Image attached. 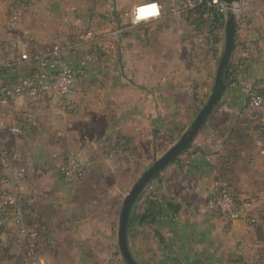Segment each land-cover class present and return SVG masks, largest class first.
Instances as JSON below:
<instances>
[{"label": "rangeland", "instance_id": "rangeland-1", "mask_svg": "<svg viewBox=\"0 0 264 264\" xmlns=\"http://www.w3.org/2000/svg\"><path fill=\"white\" fill-rule=\"evenodd\" d=\"M141 1L0 0V67L12 65L4 76L14 79L31 70L30 65L15 66L22 50L58 45L63 60L75 70L76 95L72 100L39 102L32 115L35 132L28 137L32 145L21 161L20 135L7 130L3 136L11 158L9 167H22L25 175L20 178L10 171L8 177L7 190L17 198L22 222L20 231L16 227L2 230L0 264H29L23 255L29 243L43 264H126L117 245L122 200L206 102L224 37L225 15L214 31V41L205 22L198 28L195 19L171 14L168 0H159L164 5L162 18L146 26H131L128 12ZM260 1L259 19L264 17V0ZM117 24L122 28L120 34ZM244 30V25L239 27V36ZM88 32L100 36L99 45L88 39ZM116 36L117 49L112 54L109 48ZM131 81L146 86V94L137 91V98L129 94ZM128 104L141 113L142 128L120 138L114 120ZM226 108L221 95L192 143L196 142L194 147L204 143L206 151L218 158L221 180L225 174L231 176L222 181L232 185L237 198L250 202L251 222L244 223L242 230L226 228L225 223L223 229L219 226L221 231L210 246L213 256L203 252L206 258L202 260L207 264H264V155L256 144L263 132L254 120L230 115ZM0 115L11 123L25 116L17 102L0 105ZM68 155L88 159L83 178H64L59 173ZM170 170L162 171L163 178ZM161 186L166 189V182ZM142 201L143 197L135 208L143 206ZM131 233L136 236L128 245L138 263L182 262L161 248L153 227L138 225Z\"/></svg>", "mask_w": 264, "mask_h": 264}, {"label": "crops", "instance_id": "crops-1", "mask_svg": "<svg viewBox=\"0 0 264 264\" xmlns=\"http://www.w3.org/2000/svg\"><path fill=\"white\" fill-rule=\"evenodd\" d=\"M254 1L256 2L253 4L252 0H240V3L234 6L237 15V24L234 49L230 57L233 82L222 94V101L227 106L226 110L233 116H243L242 109L245 102L246 91L250 87H256L264 92V17L260 19L257 18L258 15H260L259 12L262 11V6L260 5L262 2L260 0ZM157 2L160 4L162 11V7L164 6L163 2L159 0ZM168 2L171 4L172 0H168ZM246 9H250L251 14L246 13ZM163 15L164 14H162L160 18H162ZM242 25L245 26V30L241 37L238 33L239 27ZM239 46L242 49H240L237 54ZM131 83L133 86H131L128 92L129 94L133 93L136 98L137 91H139V93L145 92L146 94V86L137 84L135 81H131ZM74 90L65 100H72L76 97ZM16 102L20 111L25 115L32 116L38 111L39 104H28L22 96L16 98L14 103ZM146 111L147 109H144L145 113ZM140 114L138 110L134 109L132 105L129 104L126 108L119 111L118 116H116L114 120V125L115 130H118L120 136L130 137L135 129L139 131L142 128L139 125L140 119L143 118L139 117L141 116ZM144 121H149L148 116H144ZM11 124L12 123L9 122L8 119H4L0 115L1 189H8L7 181L10 171L12 172L11 174L16 176V169L9 167L11 158L8 156L7 144L4 139L5 137H3L6 131L9 130ZM35 127L23 129L19 134L21 149L20 161L25 158L28 148L32 145L28 137L34 134ZM194 143L191 142L189 144L190 146H188L189 148L187 147L185 149L187 151L184 152V150L176 157L178 159L177 161L175 158L161 170L160 179L156 178L159 183L157 189L155 188L156 184L153 182H149L150 184L146 189L155 193L163 206V213L158 220V224L160 232L165 237L166 243H168V248L165 250L167 255L168 252H170L173 257H179L181 259L199 258L202 260L206 258L204 254L203 257V252L209 254V256H213L210 252V246L213 243L212 238L218 233L217 231L220 229L218 227L221 226L223 229L224 226V222L217 214L205 208V202L212 191L213 183L217 180H221L220 170L222 169V165L219 164L218 158H214L211 152L206 151L205 147L207 146H205L204 143L201 144L202 146L197 145L195 147ZM35 153V158H38L37 150ZM12 159H16L15 156L12 157ZM165 168L171 169L167 178H163L162 171ZM225 168L227 169V164ZM173 172L174 176L171 175ZM226 176V174L222 176V180H226V178L231 179V176ZM163 182L167 184L166 189L161 186ZM21 185L22 184H20V188ZM174 185H177L179 188L177 190L171 189ZM169 202L178 205L176 213L172 214L169 211L167 206ZM244 227L245 225L242 220L226 224V228H238L242 230ZM6 228H15V226L10 225ZM219 231H221V229ZM203 263L207 264L209 261H203Z\"/></svg>", "mask_w": 264, "mask_h": 264}, {"label": "built area", "instance_id": "built-area-1", "mask_svg": "<svg viewBox=\"0 0 264 264\" xmlns=\"http://www.w3.org/2000/svg\"><path fill=\"white\" fill-rule=\"evenodd\" d=\"M149 2L151 0L137 2L130 8L128 15L131 26H134L130 19L132 8ZM169 11L173 15L184 18L212 20L216 16L225 15L226 5L222 0H172ZM151 21L141 22L134 27L145 26ZM121 30L122 28L117 24L116 33L120 34ZM117 36L114 38L116 43L109 48L112 54L117 49ZM87 37L91 42L100 44L101 39L97 33L88 32ZM63 53L62 47L58 45L38 51L22 50L15 66L30 65L31 70L14 79L0 75V105L14 104V100L20 96L24 97L26 102L31 105L39 104L46 98L49 101L67 99L73 92L75 70L63 60ZM4 66L12 67L10 63L4 64ZM242 113L254 120L255 125L263 132V135L256 140V144L259 153L264 155V92L256 87H250L246 91ZM35 125L34 118L31 115H25L12 123L9 130L11 133L19 135L21 130L33 128ZM89 165L88 159L68 155L60 165L59 173L64 178L81 179L88 172ZM15 174L17 177L23 178L25 170L20 167V169H16ZM205 208L217 214L226 224L237 220H242L244 223L251 222L252 206L250 202L244 198H237L235 189L226 181L217 180L213 183L212 191L205 202ZM21 222V208L17 205V198L9 190L0 188V234L4 228L10 225L20 231ZM23 255L29 260V264H43L41 258L35 253L33 243H29V246L23 250Z\"/></svg>", "mask_w": 264, "mask_h": 264}, {"label": "water", "instance_id": "water-1", "mask_svg": "<svg viewBox=\"0 0 264 264\" xmlns=\"http://www.w3.org/2000/svg\"><path fill=\"white\" fill-rule=\"evenodd\" d=\"M222 1L226 5L223 49L215 70L213 84L206 102L198 110L189 127L181 134L174 144H172L162 155L153 160L151 165L146 170H144L140 177L134 182L122 200L118 217L117 245L121 257L126 264H139L131 254L127 240L128 220L135 201L147 184L155 178L160 179L161 170L189 146L195 135L205 123L209 114L219 102L222 92L225 89L224 77L235 44L237 15L234 10V6H237L240 3V0Z\"/></svg>", "mask_w": 264, "mask_h": 264}, {"label": "trees", "instance_id": "trees-1", "mask_svg": "<svg viewBox=\"0 0 264 264\" xmlns=\"http://www.w3.org/2000/svg\"><path fill=\"white\" fill-rule=\"evenodd\" d=\"M205 26L208 27V32L212 35L214 38V41L217 40L216 34H214V31L220 28L219 23L222 22V17L221 16H216L212 20H195L194 23L197 24L196 27L200 28L201 24L204 23ZM231 60L228 63L227 71L225 73L224 77V84L225 87L227 88L232 82H233V72L231 69ZM7 67L4 65L0 67V75L4 76L6 75L7 72ZM120 138H124L120 136ZM189 148V147H188ZM185 150L184 152H186ZM176 161L178 160L177 158L175 159ZM154 184H156V189L159 187L158 181L155 179ZM155 186V185H154ZM144 194V191L138 196L137 200L134 203V207L130 213L129 220H128V242L130 243V238L133 236H136V233H131V230L135 229L136 226L138 225H145V227H153V231L155 232V236L158 239L157 241L159 244H161V248L166 250L168 248V243H166L165 237L162 235L160 232V227L158 224V220L161 217L163 213V206L162 203L159 201V199L156 197V194L149 191L147 194ZM143 197V206L139 207L138 209L135 208L137 205V202ZM169 211L174 214L178 210V205L169 202L167 204ZM138 207V206H137ZM140 264V263H139ZM175 264V262H174ZM178 264V263H177ZM179 264H204L203 261L199 258H185L182 259V262H179Z\"/></svg>", "mask_w": 264, "mask_h": 264}, {"label": "clouds", "instance_id": "clouds-1", "mask_svg": "<svg viewBox=\"0 0 264 264\" xmlns=\"http://www.w3.org/2000/svg\"><path fill=\"white\" fill-rule=\"evenodd\" d=\"M161 15V6L157 0H151L149 3H143L134 6L130 13L132 25H138L141 22H148L159 18Z\"/></svg>", "mask_w": 264, "mask_h": 264}]
</instances>
